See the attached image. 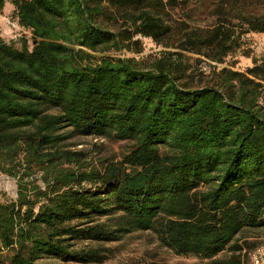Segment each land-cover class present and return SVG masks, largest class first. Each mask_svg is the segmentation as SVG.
I'll return each instance as SVG.
<instances>
[{
    "label": "trees",
    "instance_id": "trees-1",
    "mask_svg": "<svg viewBox=\"0 0 264 264\" xmlns=\"http://www.w3.org/2000/svg\"><path fill=\"white\" fill-rule=\"evenodd\" d=\"M6 1L19 31L0 35V174L18 196L0 201V264H103L137 232L243 264L237 238L264 228V56L196 88L172 49L225 63L264 34V0H221L223 19L196 30L171 22L186 0H0V14ZM138 37L166 50L149 64L92 54L141 53ZM89 136L133 146L94 162L70 144Z\"/></svg>",
    "mask_w": 264,
    "mask_h": 264
},
{
    "label": "rangeland",
    "instance_id": "rangeland-1",
    "mask_svg": "<svg viewBox=\"0 0 264 264\" xmlns=\"http://www.w3.org/2000/svg\"><path fill=\"white\" fill-rule=\"evenodd\" d=\"M186 5L179 9L171 10V22L175 28L183 27L184 29H208L218 25L222 15L217 12L218 6L222 4L221 0H186ZM251 4L249 11H258L260 6ZM14 6L6 1L4 11L0 14V35L5 40H15L18 30L9 23L13 21ZM230 19V18H229ZM106 29L117 30L121 25V20L112 21L106 18L100 20ZM181 24V25H180ZM233 24H239L234 18ZM232 27V26H231ZM240 30V27H235ZM24 36H30L25 34ZM177 36L174 43H177ZM142 43L143 51L134 53L128 51L109 52V53H92L96 57L113 56L121 58H135L138 61H144L149 64L153 59L166 50L161 45L156 44L150 38L138 37ZM240 49L233 55L226 58L225 63L218 64L212 62L204 56L196 55L189 52L172 49V51L183 53L185 61L189 65L188 80L196 88L204 86L205 83L213 80V67L228 68L240 73H246L249 68L254 66V61H260L264 56V34L248 32L243 34L239 40ZM171 50V49H170ZM91 53V52H90ZM73 144V151H84L91 161H98L101 157H114L120 159L122 153L133 146L131 141H113L100 137H78L70 142ZM77 144V146H74ZM40 178V177H38ZM43 185V184H41ZM87 187H91L87 185ZM8 198L16 199L18 196V180L16 178L0 174V201ZM236 240V244L243 246V250L238 252L243 262L246 261L248 254L256 247L264 244V228L254 230L250 237L245 240ZM235 244V243H234ZM118 246L119 252L103 264H209L207 260H202L195 256H180L167 247H163L153 232H137L127 236L123 241L113 244ZM232 252L228 249L221 253L218 258L229 259Z\"/></svg>",
    "mask_w": 264,
    "mask_h": 264
},
{
    "label": "built area",
    "instance_id": "built-area-1",
    "mask_svg": "<svg viewBox=\"0 0 264 264\" xmlns=\"http://www.w3.org/2000/svg\"><path fill=\"white\" fill-rule=\"evenodd\" d=\"M9 23L12 27L19 31V27L13 21H10ZM16 38L17 35L14 39ZM243 264H264V244L259 245L253 251H251L247 256L246 261L243 262Z\"/></svg>",
    "mask_w": 264,
    "mask_h": 264
}]
</instances>
